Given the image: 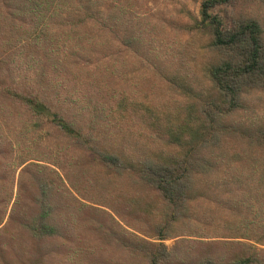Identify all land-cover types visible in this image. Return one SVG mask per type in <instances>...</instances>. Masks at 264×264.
Wrapping results in <instances>:
<instances>
[{"label": "trees", "instance_id": "trees-1", "mask_svg": "<svg viewBox=\"0 0 264 264\" xmlns=\"http://www.w3.org/2000/svg\"><path fill=\"white\" fill-rule=\"evenodd\" d=\"M74 2L77 14L62 17L50 15L43 0H0V108L7 120L14 121L8 126L16 127L15 132L26 140L37 141L39 147L34 155L38 162L22 168L26 176L16 202L24 204L21 224L38 240L62 238L68 224L64 213L70 210L69 188L73 185L81 192L73 184L71 172L74 166L84 171V160L58 143L71 142L86 151L98 141L97 114L86 124L60 105L61 96L81 95L83 84L99 88L89 82L93 77L112 81L114 73L100 64L103 59L119 74L129 65L126 59L133 56L148 70V23L143 19L141 23L134 21L136 15L121 8L100 10L91 0ZM258 5H264V0L203 2L201 24L210 31L209 51L215 61L210 79L217 94L216 100L200 109L210 123L208 136L199 147L174 153L168 160L140 157L135 177L138 188L155 190L168 207V221L156 227L160 241L170 236L177 223L192 228L191 208L198 193L210 190L207 197L216 198L231 212L244 209L253 215L240 212L233 236L207 241L183 235L171 249L162 242L120 236L123 245L135 257L146 258L148 264H264V155L260 157L264 152V128L248 126L242 136L245 145L239 148L227 142L232 132L224 126L226 121H235L247 112L256 94L264 93V28L260 21L244 14L247 8ZM217 6H229L235 13L223 19L212 12ZM97 38L114 45L117 51L96 52ZM64 101L72 104L75 100ZM7 105L19 111L13 113ZM54 106L59 109L54 110ZM15 120L21 126L13 125ZM46 127L54 130L49 145L58 141L53 153L40 146L45 137L39 131ZM96 152L103 167L116 178L129 171L122 155L110 149ZM31 159H25L21 167ZM84 172L83 184L88 181ZM36 184L38 195L34 192ZM27 194L31 199L25 197ZM34 205L39 213L29 216L27 212ZM207 244L210 247L206 249Z\"/></svg>", "mask_w": 264, "mask_h": 264}, {"label": "rangeland", "instance_id": "rangeland-1", "mask_svg": "<svg viewBox=\"0 0 264 264\" xmlns=\"http://www.w3.org/2000/svg\"><path fill=\"white\" fill-rule=\"evenodd\" d=\"M74 1L43 0L42 4L50 15L66 17L76 13ZM91 1L100 10L121 8L133 12L134 21L143 19L148 23V70L133 59L134 56H126L129 65L119 74L103 59L100 64L114 73L112 81L108 83L102 78L98 81V77H93L89 82L99 88L83 84L81 95L77 92L61 96L60 105L82 122L89 124L93 114H97L99 120L98 141L92 148L84 151L70 145L71 142L58 143L59 147L71 148L78 159H83L85 169L84 172L74 166L71 172L73 184L81 192L70 185V210L64 213L68 224L62 238L38 240L20 222L25 213L24 204L16 202L20 183L26 176L22 168L38 162L34 155L39 147L37 141L26 140L15 132L16 127L8 126L13 119L7 120L0 108V264H148L146 258L135 257L123 245L120 236L162 242L171 249L183 235H195L207 241L233 236L234 225L240 223V212L253 215L244 209L231 212L228 206L219 205L216 198L207 197L210 190L207 194L198 193L191 208L192 228L177 223L170 236L160 241L156 227L168 221V207L155 190L135 185L140 157L148 155L168 160L174 153L199 147L208 136L210 123L200 109L210 100H216L217 94L210 79L215 63L209 51L210 31L201 24L205 0ZM212 12L223 19L235 13L229 6H217ZM244 14L260 21L264 28V5L251 6ZM95 41L96 52L100 49L105 54L117 51L114 45L100 38ZM255 96L247 112L235 121L224 123L232 132L227 140L231 145L244 147L246 140L242 136L251 124L254 129L264 128V93ZM66 99L75 101L66 103ZM6 108H13V113L19 111L12 105ZM21 124L15 120L13 125ZM47 129L39 131L45 137L40 146L53 153L58 141L52 139L49 145L54 130ZM97 149H110L122 155L129 164L127 174L116 178L106 170L96 155ZM263 155L262 151L260 157ZM30 158L33 159L21 167L22 162ZM83 172L90 184H83ZM34 190L38 195V184ZM28 195L25 197L30 198ZM27 213L29 216L38 214L39 209L34 205ZM209 247L207 244L206 249Z\"/></svg>", "mask_w": 264, "mask_h": 264}]
</instances>
